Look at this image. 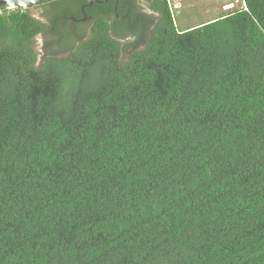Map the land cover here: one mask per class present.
I'll list each match as a JSON object with an SVG mask.
<instances>
[{"label":"trees","instance_id":"16d2710c","mask_svg":"<svg viewBox=\"0 0 264 264\" xmlns=\"http://www.w3.org/2000/svg\"><path fill=\"white\" fill-rule=\"evenodd\" d=\"M129 1L85 39L84 0L0 10V264H264V0L184 30Z\"/></svg>","mask_w":264,"mask_h":264},{"label":"rangeland","instance_id":"374dc122","mask_svg":"<svg viewBox=\"0 0 264 264\" xmlns=\"http://www.w3.org/2000/svg\"><path fill=\"white\" fill-rule=\"evenodd\" d=\"M174 4L176 6V10L174 12V19L175 24L179 29H183L184 26L186 27H194L202 23H206V21L212 20V18L222 16L221 12H232L242 7L243 2L242 0H203L205 3H209L212 8H217L220 10V13L217 12L218 16H212L210 18H206L204 15L201 16V7H199L201 0H174ZM225 4H232V7L228 9H220L221 6ZM215 9V11L217 10ZM199 10V11H198ZM214 10V9H213ZM30 15L35 19L48 23L47 17H45V8L32 6L28 9ZM216 15V14H215ZM133 41V39H124L122 40L123 43L127 44L126 51H130L131 47L129 44ZM31 48L36 56V65H40L43 62V57L50 55V56H57V57H65L69 54V52H60L58 51V47L56 43H51L50 37L47 35H38L33 39V43ZM76 45L72 51L76 50ZM123 58H126V54H123Z\"/></svg>","mask_w":264,"mask_h":264},{"label":"flooded vegetation","instance_id":"af4514ba","mask_svg":"<svg viewBox=\"0 0 264 264\" xmlns=\"http://www.w3.org/2000/svg\"><path fill=\"white\" fill-rule=\"evenodd\" d=\"M141 1V2H140ZM85 2V3H84ZM84 2H79L80 5L78 6L77 4L75 5H71L67 7V12H72L74 10H79V14H77V16H72V15H69L66 17L65 21H63V23H61L62 26H64V28H66L69 32L72 33V35L74 36H78L79 35V32L78 29H77V24H81V23H85L87 27L86 29V34L85 36L83 37V39L85 38H88L90 37V29H89V25L91 26L92 25V22L94 20H97V19H101V20H104L106 19L108 22L112 23V27H117V24H121L123 26H129V22H131L130 20V17H129V14L126 10L130 11V5H131V2L128 0V1H125V0H122L121 3L120 0H116V8H117V5L120 4V8H122V11H123V15L121 17H119L117 14H116V21H113L111 20L112 16L109 14V15H106L105 13V9H103V7H100L101 9H97L95 8L96 5H101L103 4V1H100V0H93L92 2H89L88 0H84ZM44 4V3H43ZM136 4L139 6L137 8V10H134L132 9L133 12H141V13H144L146 15H153L154 17H158L156 14L152 13L150 10H148L147 8V5L145 3L144 0H137L136 1ZM36 6V5H35ZM85 9H87L88 11V14H86L85 12ZM126 11V12H125ZM126 21H128V24L126 23ZM148 20H146L147 22ZM84 33V32H83ZM63 37V36H62ZM133 39L134 37L133 36H125L123 38L124 39ZM59 38H55L54 37V42L53 43H56L57 47H58V51L60 52H69V50L66 49L65 46H62L60 45L59 43ZM124 45V48L122 49V53L123 54H126V57H128L130 51H126L127 49V44H123ZM43 60H44V57H43Z\"/></svg>","mask_w":264,"mask_h":264},{"label":"water","instance_id":"95a60500","mask_svg":"<svg viewBox=\"0 0 264 264\" xmlns=\"http://www.w3.org/2000/svg\"><path fill=\"white\" fill-rule=\"evenodd\" d=\"M52 0H0V10L3 9H29L32 6L43 4ZM92 2L93 0H88Z\"/></svg>","mask_w":264,"mask_h":264},{"label":"crops","instance_id":"0c3cea01","mask_svg":"<svg viewBox=\"0 0 264 264\" xmlns=\"http://www.w3.org/2000/svg\"><path fill=\"white\" fill-rule=\"evenodd\" d=\"M223 6H224V5H223ZM223 6H221L220 9H223V8H222ZM199 7H201V14H200V12H199L198 14L201 15V16L204 15L206 18H210V19H211L212 16H213V17H214V16H218V15H217V12L220 13V10H218L217 8H212V7L209 5V3L207 4V3H205L203 0H201ZM213 9H214V10H213ZM215 9H217V10L215 11ZM198 11H199V10H198ZM215 14H216V15H215ZM221 14L224 15V14H226V12H221ZM216 18H218V17H216ZM216 18H212V20H214V19H216ZM212 20H210V21H212ZM210 21H206V23H207V22H210ZM187 28H189V27L184 26L182 30L187 29Z\"/></svg>","mask_w":264,"mask_h":264},{"label":"built area","instance_id":"2783aa9c","mask_svg":"<svg viewBox=\"0 0 264 264\" xmlns=\"http://www.w3.org/2000/svg\"><path fill=\"white\" fill-rule=\"evenodd\" d=\"M168 2H169V4H170V6H171V8H172V10H176V6H175V4H174V0H168ZM243 6V5H242ZM230 7H232V4H225L222 8L223 9H228V8H230ZM9 10V9H8Z\"/></svg>","mask_w":264,"mask_h":264}]
</instances>
